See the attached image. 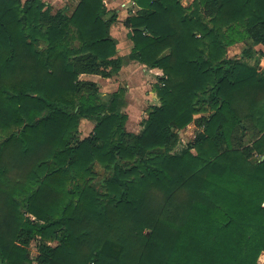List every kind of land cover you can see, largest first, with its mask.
<instances>
[{"label": "trees", "instance_id": "obj_1", "mask_svg": "<svg viewBox=\"0 0 264 264\" xmlns=\"http://www.w3.org/2000/svg\"><path fill=\"white\" fill-rule=\"evenodd\" d=\"M135 2L127 59L162 71L139 133L120 109L126 88L105 102L79 78L121 70L116 11L0 0V264H259L264 160L251 158L264 155V123L252 145L233 143L264 116V0ZM236 42L241 57L222 62ZM209 86L214 111L200 120ZM82 119L95 122L85 137ZM191 122L203 129L171 154ZM94 164L114 168L102 196L71 185Z\"/></svg>", "mask_w": 264, "mask_h": 264}, {"label": "rangeland", "instance_id": "obj_2", "mask_svg": "<svg viewBox=\"0 0 264 264\" xmlns=\"http://www.w3.org/2000/svg\"><path fill=\"white\" fill-rule=\"evenodd\" d=\"M182 1L186 6L190 7L195 0H182ZM51 2L54 4H52ZM76 3H77V0H64V3L61 0H48V4L51 5L54 8V10L59 9L60 5L62 8L63 4H64V6L67 4L69 6L68 11H71ZM125 41H127L128 45L131 44L130 43L131 40L129 38H125ZM244 46H245V43L242 42V43L235 45L234 47L229 48V50L226 49V51H224L222 56H221V61L223 59L225 61H227L228 59H231V60L238 59L239 57H241L240 55L242 53V48ZM204 51H207V48H205ZM248 61L251 64L258 62V60H256V59H251ZM222 62H219V63H222ZM98 79L101 83L100 87L103 89V90H101L102 93H105L104 89H106V87H107V89H110L109 91H111V90L113 91L114 89L117 88V86L116 87L112 86V88H109V84L105 83V81H104V79H102V77H99ZM161 80H162V73L147 75L146 81L145 80L143 82L135 81L131 85V87L133 88L131 92H129L127 82H125V83L121 82L120 83L118 90L122 87L126 88V96H125V98H123V100L121 102V106H120L121 111L128 114V120L126 122V129H128L129 131H131L133 133H139L143 129L145 120L148 116L149 109L153 105H155L156 103L159 104V98H158L156 90H155V85L157 83H161ZM210 88L211 87L209 86L206 94H201L199 96V98L197 99V107L199 109V112L195 114V118H201L200 120H204V119L208 118L210 116V114L213 113L214 104L211 100V93L212 92H211ZM117 91H115V92H117ZM113 93L114 92H108V94L104 95V96L102 94L103 101L107 102V101L111 100ZM129 94H130V96H129ZM155 96H156V98H155ZM256 122H253L251 120H246L245 121V124H246L245 130L246 131H244L243 139L241 140L240 135L237 136V138L234 139L233 145H246V146L252 145L253 139L258 134L254 128V125L258 124V123H260V124L264 123V116H263V114H261V112H259ZM94 125H95L94 121L88 120V119H82L79 123V126H78V131H79L80 137L88 136L90 134V132L93 130ZM202 129H203V127L200 126L198 123L191 122L185 128L177 130L179 140L176 143V145L171 148L170 153L173 154V153H176L179 150H181L189 142L193 141L197 132H199ZM2 139H3V136H0V140H2ZM160 151L163 152L164 150H160ZM193 151H195V150H193ZM259 159H260V155H258V154L253 155V157L251 158V160L254 162L262 161ZM135 162L136 161L123 162L122 165L124 167H126V166H129ZM113 172H114V168L112 166L111 167H103V166H100L98 164H94V165H91L88 168V170H83L81 172L75 173L74 174V181H73V184H71V185L72 186L77 185V186H81V187H87L88 186V187L94 188L102 196L106 192V182H107L108 178L112 175ZM23 200L24 199H22L21 201H23ZM38 243H39V239H36V240H33L29 246L31 253L34 256H36L38 254ZM52 243L55 244L56 242H52ZM262 261H259V259H258L259 264H264V260H262ZM34 264H36V263H34Z\"/></svg>", "mask_w": 264, "mask_h": 264}, {"label": "crops", "instance_id": "obj_3", "mask_svg": "<svg viewBox=\"0 0 264 264\" xmlns=\"http://www.w3.org/2000/svg\"><path fill=\"white\" fill-rule=\"evenodd\" d=\"M44 1L48 4V0H44ZM61 1L64 3V0H61ZM103 1L109 10H114L118 13V20L115 23H113L111 26V35L113 36V38H115L118 41L117 56L124 57L125 61L123 63L121 70L112 77L105 78V77H102L101 75H98V74L84 73V74H81L79 76V78L81 80H90V81L96 82L99 85L100 92H101V94H103V96L107 95L108 92L117 91L121 82H123V83L127 82L129 92H131L133 89L131 87V85L135 81H141V82H143L144 80L146 81L147 75L160 74V73H162V71L159 69L147 67L146 65L141 64L139 62H136L134 60H128L127 59V56L130 53L133 45H132L131 41H130V43H131L130 45H128L127 41H125V38H128V28H126V26L124 25V20L128 16H130V15H132L138 11L139 6L136 4L135 0H103ZM78 2H79V0H77V3ZM77 3L75 4V6L77 5ZM52 4H54V3H52ZM68 7L69 6L67 4L65 6L63 4L62 8L60 5L59 9H64V8H68ZM239 43H242V42H236L232 45L227 46V50H229V48L234 47L235 45H237ZM257 48L259 50H261V49H264V46L259 45V46H257ZM99 77H102V79H104L105 83L109 84V88H112V86H115V87L117 86V88L114 89L113 91L112 90L109 91L110 89H107V87H106V89H104L105 93H102L101 90H103V89L100 87L101 83L98 79ZM129 96H130V94H129ZM155 98H156V96H155ZM156 104H158V103H156ZM262 260H264V252H262L260 257H259V261H262Z\"/></svg>", "mask_w": 264, "mask_h": 264}, {"label": "water", "instance_id": "obj_4", "mask_svg": "<svg viewBox=\"0 0 264 264\" xmlns=\"http://www.w3.org/2000/svg\"><path fill=\"white\" fill-rule=\"evenodd\" d=\"M261 160H264V155H263V157H262V159Z\"/></svg>", "mask_w": 264, "mask_h": 264}]
</instances>
